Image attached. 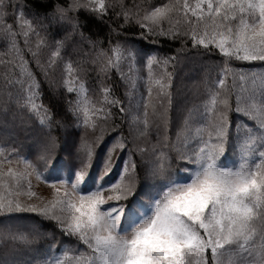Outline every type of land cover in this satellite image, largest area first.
<instances>
[{
  "label": "snow or ice",
  "instance_id": "obj_1",
  "mask_svg": "<svg viewBox=\"0 0 264 264\" xmlns=\"http://www.w3.org/2000/svg\"><path fill=\"white\" fill-rule=\"evenodd\" d=\"M0 264H264V0H0Z\"/></svg>",
  "mask_w": 264,
  "mask_h": 264
},
{
  "label": "trees",
  "instance_id": "obj_2",
  "mask_svg": "<svg viewBox=\"0 0 264 264\" xmlns=\"http://www.w3.org/2000/svg\"><path fill=\"white\" fill-rule=\"evenodd\" d=\"M130 35L134 38V39H138L139 38V34L138 33H130ZM166 47V46H165ZM213 61H209L208 63H212ZM207 69H201L200 75H203L204 71H206ZM257 71L259 70V68L256 69ZM189 75V73H186V76ZM187 84L191 85L194 83V80H188L186 79L185 81ZM103 152H104V148L103 146L101 147V149L98 152V155L96 157L95 163H94V171L96 169H98L100 167V165L102 164L103 161ZM116 160V159H115ZM117 166L113 168L112 173L110 174V176L107 179H112L115 177V175L118 173L119 170V165H120V161L116 160Z\"/></svg>",
  "mask_w": 264,
  "mask_h": 264
},
{
  "label": "rangeland",
  "instance_id": "obj_3",
  "mask_svg": "<svg viewBox=\"0 0 264 264\" xmlns=\"http://www.w3.org/2000/svg\"><path fill=\"white\" fill-rule=\"evenodd\" d=\"M113 159L115 160L116 157L114 156ZM34 183H35V181H34ZM36 190H37L38 192L42 193V194H45V195H47V194L49 193V191H50V189H48L46 185H41V186H40L39 188H37Z\"/></svg>",
  "mask_w": 264,
  "mask_h": 264
}]
</instances>
